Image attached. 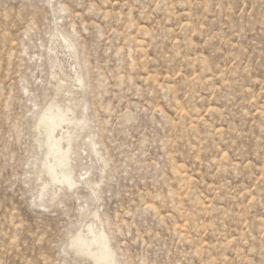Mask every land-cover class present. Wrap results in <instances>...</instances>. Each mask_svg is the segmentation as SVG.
Listing matches in <instances>:
<instances>
[{"label":"rangeland","instance_id":"1","mask_svg":"<svg viewBox=\"0 0 264 264\" xmlns=\"http://www.w3.org/2000/svg\"><path fill=\"white\" fill-rule=\"evenodd\" d=\"M0 264H264V0H0Z\"/></svg>","mask_w":264,"mask_h":264},{"label":"snow or ice","instance_id":"2","mask_svg":"<svg viewBox=\"0 0 264 264\" xmlns=\"http://www.w3.org/2000/svg\"><path fill=\"white\" fill-rule=\"evenodd\" d=\"M74 246H77V247L83 248L82 245H81V243L78 242V241H75V242H74Z\"/></svg>","mask_w":264,"mask_h":264}]
</instances>
